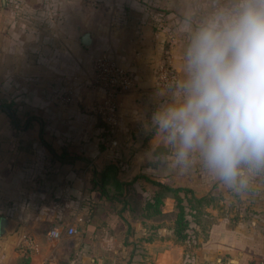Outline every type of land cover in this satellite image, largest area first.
<instances>
[{
    "label": "crops",
    "instance_id": "obj_1",
    "mask_svg": "<svg viewBox=\"0 0 264 264\" xmlns=\"http://www.w3.org/2000/svg\"><path fill=\"white\" fill-rule=\"evenodd\" d=\"M236 2L0 0V218L14 221L0 234V264H185L182 247L168 240L173 233L161 237L152 224L140 230L147 234L141 248H121L126 217L119 209L127 202L101 196L95 181L107 163L123 183L145 176L164 182L161 175L175 172L174 148L152 113L182 99L193 32ZM165 51L179 73L175 87L154 84ZM101 53L134 79L119 96L114 133L96 107L102 89L89 86L93 57ZM68 90L72 99L61 101ZM3 101H12V112ZM190 157L201 159L198 152ZM199 171L207 188L211 173ZM214 184L216 192L226 187L215 176ZM230 193L232 210L212 227L213 264H264V172ZM71 224L73 234L65 230ZM53 227L60 237L48 235Z\"/></svg>",
    "mask_w": 264,
    "mask_h": 264
},
{
    "label": "clouds",
    "instance_id": "obj_2",
    "mask_svg": "<svg viewBox=\"0 0 264 264\" xmlns=\"http://www.w3.org/2000/svg\"><path fill=\"white\" fill-rule=\"evenodd\" d=\"M151 119L179 164L198 152L234 191L264 172V0H237L193 32L183 97Z\"/></svg>",
    "mask_w": 264,
    "mask_h": 264
},
{
    "label": "rangeland",
    "instance_id": "obj_3",
    "mask_svg": "<svg viewBox=\"0 0 264 264\" xmlns=\"http://www.w3.org/2000/svg\"><path fill=\"white\" fill-rule=\"evenodd\" d=\"M175 163L179 165L174 167L175 172L161 175L166 177L164 183L172 186H189L194 190L195 194L212 195L214 199H212L210 204L202 208L198 220H195L192 215L188 214L190 219L188 237L184 240H179L176 238L172 229L174 219V199L172 195L168 194V196L164 198V204L161 207L163 213L154 215L155 217L153 216L151 221L146 222L142 219V206L144 205L145 200L152 195L153 189L156 188V186L147 180H132L131 183L128 184V192L123 196V199L129 204V207L127 204L122 205V203H119L121 207H119L120 214L123 219L126 217L124 219L123 228L125 234L124 232L120 233L121 240L123 241V244L120 247H125L130 254L131 251H135V249L137 251L141 248L140 245H142L143 237H146L145 235H147L141 233V231L147 229L150 230L149 224H152V228L154 229L151 231L157 232L161 237H164L165 235L169 237V233H173V238H168V240L172 239L174 245L177 244V247H182L185 264H213L212 227L217 216L219 217L220 214L228 215L230 210H232L228 201L231 195L230 188L226 186L224 190H218L216 192L213 174L208 176L209 179L207 182L209 183L207 188H203L204 185H200L205 181L204 175L199 171V169L204 167L202 158L190 157L183 165L179 164L177 159H175ZM187 169H190L191 171H183ZM120 197L122 196H119V198ZM224 197H226L225 201H223ZM126 219L131 220L133 224ZM142 220L144 222H142ZM82 225L83 222L81 224L80 222L76 223V226L79 228H83Z\"/></svg>",
    "mask_w": 264,
    "mask_h": 264
},
{
    "label": "built area",
    "instance_id": "obj_4",
    "mask_svg": "<svg viewBox=\"0 0 264 264\" xmlns=\"http://www.w3.org/2000/svg\"><path fill=\"white\" fill-rule=\"evenodd\" d=\"M92 71L93 76L89 86L100 88L103 91V96L96 106L97 110L103 116L110 132L114 133L119 122V96L133 86L134 79L128 68L118 63L114 57L107 53H101L93 57ZM178 83L179 73L168 51H165L156 63L154 84L156 87L169 88L177 86ZM60 99L63 102L70 101L72 99L71 91L63 92ZM65 230L69 234L77 231L72 224L68 225ZM48 235L52 238H58L61 236V230L58 227H53L48 231ZM24 240L29 244H33L31 237L26 236Z\"/></svg>",
    "mask_w": 264,
    "mask_h": 264
},
{
    "label": "trees",
    "instance_id": "obj_5",
    "mask_svg": "<svg viewBox=\"0 0 264 264\" xmlns=\"http://www.w3.org/2000/svg\"><path fill=\"white\" fill-rule=\"evenodd\" d=\"M9 111H13L12 101H3L1 103ZM113 165L107 163L101 170L98 180L95 181L97 190L101 196L109 200L116 199L120 195L124 196L129 188V182H121L117 179L116 174L113 172ZM137 177H134L135 180ZM156 188L153 189L152 195L147 198L142 206L143 216H154L163 213L161 207L164 204V198L171 194L174 199V219H173V232L177 239L184 240L188 237V228L190 226V219L188 214L192 215L195 220H198L202 212V208L211 203L214 197L212 195H197L194 190L189 186H172L160 180L148 179ZM112 179L114 184L112 183ZM126 184V186H125ZM148 238V237H147Z\"/></svg>",
    "mask_w": 264,
    "mask_h": 264
},
{
    "label": "water",
    "instance_id": "obj_6",
    "mask_svg": "<svg viewBox=\"0 0 264 264\" xmlns=\"http://www.w3.org/2000/svg\"><path fill=\"white\" fill-rule=\"evenodd\" d=\"M91 39V34L89 32H85L82 36V42L85 45H88ZM14 228V221L8 217H1L0 218V234L6 235L8 232L13 230Z\"/></svg>",
    "mask_w": 264,
    "mask_h": 264
}]
</instances>
